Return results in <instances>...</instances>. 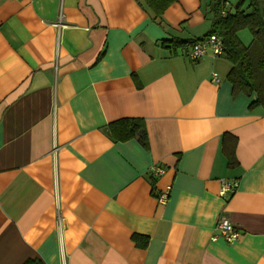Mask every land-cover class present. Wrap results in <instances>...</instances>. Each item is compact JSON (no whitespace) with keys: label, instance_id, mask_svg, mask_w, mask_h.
I'll list each match as a JSON object with an SVG mask.
<instances>
[{"label":"crops","instance_id":"obj_1","mask_svg":"<svg viewBox=\"0 0 264 264\" xmlns=\"http://www.w3.org/2000/svg\"><path fill=\"white\" fill-rule=\"evenodd\" d=\"M206 8L0 0V264H264V109L224 56L162 44L202 38ZM123 118L145 147L108 135Z\"/></svg>","mask_w":264,"mask_h":264},{"label":"trees","instance_id":"obj_2","mask_svg":"<svg viewBox=\"0 0 264 264\" xmlns=\"http://www.w3.org/2000/svg\"><path fill=\"white\" fill-rule=\"evenodd\" d=\"M176 0H137L155 24L163 23L162 14ZM227 0H206L209 29L203 37L209 34L217 35L222 40V56L230 62L227 74L234 91H242L247 95L255 94L250 106H260L264 109V0H238L234 7L227 8ZM247 28L251 34L248 44H243L237 34L239 29ZM202 37V38H203ZM200 38L182 39L172 37L162 41L169 50L187 49ZM107 133L114 140H126L137 136L140 144H147L144 123L140 118H123L107 124ZM227 156L232 158L233 148L226 149ZM133 238L137 236L132 235ZM24 264H41L39 261H26Z\"/></svg>","mask_w":264,"mask_h":264},{"label":"built area","instance_id":"obj_3","mask_svg":"<svg viewBox=\"0 0 264 264\" xmlns=\"http://www.w3.org/2000/svg\"><path fill=\"white\" fill-rule=\"evenodd\" d=\"M222 40L219 36L214 34H209L206 37H203L201 40L195 42L190 48L187 53V56L192 61H197L206 53H210L213 56H219L222 54ZM215 80H217L215 78ZM149 170L155 174H159L163 172L161 166L152 165ZM233 184H225L221 189L220 193L231 191L233 189ZM165 193H162L159 196L160 200L165 199ZM216 229L217 232L220 233L227 242H233L238 237L237 228L229 221L226 217L222 216L218 218L216 222Z\"/></svg>","mask_w":264,"mask_h":264},{"label":"rangeland","instance_id":"obj_4","mask_svg":"<svg viewBox=\"0 0 264 264\" xmlns=\"http://www.w3.org/2000/svg\"><path fill=\"white\" fill-rule=\"evenodd\" d=\"M238 0H230L231 4L236 3ZM250 31H248L247 28H241L239 29L237 32H235V34H237L239 40L243 43V44H248L251 40V34L249 33Z\"/></svg>","mask_w":264,"mask_h":264}]
</instances>
